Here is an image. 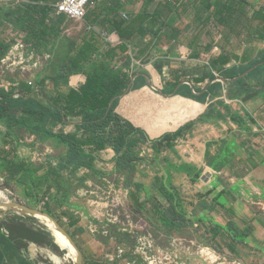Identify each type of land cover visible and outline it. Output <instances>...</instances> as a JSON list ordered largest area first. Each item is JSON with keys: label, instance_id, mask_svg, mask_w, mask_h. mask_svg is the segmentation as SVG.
<instances>
[{"label": "crops", "instance_id": "crops-1", "mask_svg": "<svg viewBox=\"0 0 264 264\" xmlns=\"http://www.w3.org/2000/svg\"><path fill=\"white\" fill-rule=\"evenodd\" d=\"M28 1L19 0L15 3ZM59 1L39 2L54 8L47 20V31L52 35L47 36V41L38 38L34 43L26 44L21 31L10 23H1V35L4 31L8 32L7 36L1 37L2 40L12 47L22 41L27 45V57L33 56L26 61V64L29 63L26 67L31 68L30 70L25 71L24 65L18 64L10 70L8 68L6 73H10L9 79L0 77L1 87L5 90L22 95L23 92L18 91L17 86L19 80H25L26 83L31 81L34 84L30 94L40 99L47 92L53 91L61 96H68L72 89H79L86 84V74H74L68 77V84L58 87L50 81L41 87L37 85L43 70L54 59V54L58 55L60 62L59 56L69 53L67 41H70L74 47L70 57H75L79 51L88 48L91 59H107L102 56L104 51L110 45L117 46L121 43L120 36L111 31L110 24L104 20L105 12L100 8L110 0H91L87 16L78 20L84 29L77 36L74 32H65L62 25L68 18L57 13L55 6ZM167 1L171 5V11L168 12L164 10ZM189 1L193 2L122 0L123 4L117 7L121 14L129 16L146 9L149 14L159 12L163 17L159 24L148 26L151 32L142 40L136 38L133 42L136 47L150 43L146 55L137 57L138 54L135 56L134 50H130L115 66V71H119L124 62L130 60L127 72L131 76V83L118 98L114 111L142 129L149 139L142 147V155L146 159L133 173L134 182L142 185L139 191L140 206L131 197L132 188H126L121 178L116 189L130 192V206L138 216L145 218L146 215L149 218L145 219L150 227H153V223L161 227V214L169 204L160 189L164 187L174 195L177 208L184 211L188 222L182 229L168 230L163 227L156 229V232L151 229L158 247L175 252L174 264L192 263L196 255L193 247L178 249L176 241L180 244L182 241L189 245L193 243L192 235L183 237L184 233L199 232L202 235L212 230L219 248H225L230 254L241 255L247 264H264V79H261L264 75L256 74L258 70L264 69V37L250 40L247 50L234 48L225 68L227 70H215L213 62L220 49L216 51L214 48L217 47L215 42L218 40L205 42L206 39H201L184 43L179 40L187 30L180 18V23L176 24L180 16L179 8L187 3L190 5ZM247 1L264 5V0ZM199 7L198 0L197 10ZM197 10L191 24H188L187 32L196 34V37L200 31L206 32L209 25L213 24L220 33L222 27L215 22L208 25H203L202 22L194 24ZM91 15L93 23L88 19ZM56 33L60 36L57 34L55 39L53 37ZM170 33H179L180 36L174 39L170 37ZM234 41L231 42L234 44ZM194 52L201 53L206 58L202 59L200 56L193 59ZM70 57L64 62L68 63ZM1 65L2 61L0 75ZM86 65L89 68L88 62ZM16 68L21 71L13 72ZM179 92L194 96L201 102L179 95ZM128 93L131 94L130 101L122 103V97ZM185 107L189 114L183 120L180 108ZM109 110L110 107L95 112L91 118L84 117L70 123L63 119L65 123L57 127L56 132L84 141L88 138L84 125L89 121L104 119ZM172 116L180 121L178 127H172L176 124ZM5 129L0 123V131L4 132ZM166 135L170 136V140L165 141L156 152L152 144ZM34 140L31 138L20 142L33 144ZM32 144L27 154L18 150L19 157L30 159L33 163L42 165V168L36 173L32 183L23 186L26 194L24 198L19 197L20 204L50 214L68 237L53 225L55 238L47 227V222H53L47 220V217L45 219L29 215L20 209H10V202L0 204V264H72L63 259L68 253H72L75 258L78 254L79 257L69 237L79 246L84 264H124L123 259L115 258L114 255L117 246L124 245L128 248L130 243L119 236L123 232L120 227L106 221L103 216L107 206V192L115 185L106 178L107 174H112L115 170L116 154L112 147L107 144L98 154V167L106 173L105 177L88 179L85 185L79 187L76 177L90 173L89 170L83 168L76 175L61 171L63 176H68L65 177V186H60L50 176L49 164L46 163L53 149L43 146L38 150L32 148ZM54 162L59 165L58 160ZM1 172L0 170V174ZM1 176L0 183L7 179L8 174L4 178ZM68 187L72 190L68 191ZM15 217L21 218L26 226L35 231L47 233L48 241L56 243L58 248L55 249L48 243L25 242L12 237L2 224ZM162 240L166 242L160 245Z\"/></svg>", "mask_w": 264, "mask_h": 264}, {"label": "trees", "instance_id": "trees-1", "mask_svg": "<svg viewBox=\"0 0 264 264\" xmlns=\"http://www.w3.org/2000/svg\"><path fill=\"white\" fill-rule=\"evenodd\" d=\"M125 1L129 2V0ZM39 2L40 0H29L23 3H15V1L2 3L0 5V25L2 22L12 24L24 34L23 40L26 44L34 43L38 38L47 41V36H52L47 31L49 28L47 20L54 8ZM199 2L200 7L196 11L193 22L194 24L202 22L203 25L215 22L222 27L219 40L215 42L220 51L213 63L215 70L226 71L225 68L231 59L230 35H236L239 32L236 25L244 24V29L246 28L245 31L251 41L264 37V5L252 4L247 0H199ZM107 3L105 2L100 7L105 12L104 20L110 24L111 31L116 32L121 39L119 45H110L104 51L102 56L107 59H91L88 48L79 51L75 57H70L74 47L70 41H67L69 53L66 52L59 56L60 62L57 59L58 55L54 54V59L43 70L37 81L39 87L47 81L53 82L55 87H58L68 84V77L83 73L88 76L85 85L79 89H72L68 96H61L53 91L47 92L40 99L30 94L31 86L25 80H19L17 90L23 92L22 96L27 99H16L15 94L2 88L0 84V123L6 128L4 132L0 131V170L2 171L0 175L4 178L5 174H8L7 179H3L7 187L11 188L12 184L15 187H22L32 183L36 173L42 168V165L33 163L30 159L19 157L18 144L21 140L34 138L32 148L41 150L43 146H48L53 149L46 163L49 164L50 176L55 178L60 186L66 184L65 176L61 174V171H69L70 175H76L83 168L89 170L90 173L80 178L76 177L75 180H78L79 187L85 185L88 179L97 180L105 177L106 173L98 167V154L108 144L114 150L116 159L114 172L107 174L106 178L113 183H119L121 178L126 188H132L131 197L140 206L139 191L142 185L134 182L133 173L137 166L146 159L142 155V147L149 142V139L142 129L137 128L114 111L118 98L125 93L131 83V76L127 72L130 60L127 59L128 62H124L123 68L119 71H115V66L122 60L120 58L127 55L130 50H134V55L138 54L137 57L146 55L150 43L136 47L133 42L136 38L142 40L150 33L148 26L159 24L163 15L159 12L154 15L149 14L145 9L138 14L128 15L126 19L117 10V7L123 4L122 0H110ZM13 5L14 8H12ZM164 10L171 11L169 1L164 4ZM88 19L93 23L92 15ZM1 34L2 32H0V63L12 47L11 44L2 40ZM57 34L60 36L56 33L53 38L56 39ZM88 47L90 48V43ZM36 49L39 50L37 46ZM69 57V62L65 63L64 60ZM86 62L89 63V68ZM259 73L264 75V69L256 72L258 75ZM5 78H10L9 72L6 73ZM239 83L241 84L242 81L240 80ZM179 95L196 100L194 96L184 92H179ZM196 105L198 107V104ZM109 107L110 110L104 119L89 121L84 125L88 137L84 141L56 132L57 127L65 123L63 119L66 123H70L84 117L91 118L95 112ZM180 109L183 120H185L189 111L186 107ZM172 117L176 123L172 127H178L180 121ZM169 140L170 136L166 135L162 140L153 143L152 148L157 152L164 142ZM54 160L59 161L57 167L53 163ZM68 182L70 184V180ZM70 190L72 188L68 187V191ZM160 191L164 193L169 204L161 214V227L153 223L151 229L153 232L163 227L168 230L182 229L189 219L186 218L183 210L177 208L173 194L164 187ZM145 218L149 219L146 215ZM21 220L15 217L8 219V222L2 225L12 237L25 242L48 243L55 249L58 248L56 243L48 241L47 233L35 231ZM119 236L131 245L133 244V238L128 233L120 232Z\"/></svg>", "mask_w": 264, "mask_h": 264}, {"label": "built area", "instance_id": "built-area-1", "mask_svg": "<svg viewBox=\"0 0 264 264\" xmlns=\"http://www.w3.org/2000/svg\"><path fill=\"white\" fill-rule=\"evenodd\" d=\"M9 1L19 0H0V5ZM90 3L91 0H60L55 7L59 15H65L70 20L78 21L87 16ZM123 17L127 19L128 15L124 13ZM214 50L218 51L219 49L218 47H215ZM27 53V45H25L22 41H18L9 51L7 56L2 60V72L0 76H5L8 68L10 70V68H13L18 64L25 65L26 61L31 60L33 56L30 55L27 57ZM28 84L31 87H34V84L31 81H29ZM152 88L158 91L155 86H152ZM15 98L27 99V97L22 95H15ZM54 165L58 166V163L54 162ZM64 176L66 177L68 175L65 174ZM107 197L108 200L106 201L107 206L103 215L104 218L112 224H118L121 231L130 234L135 240V245L129 246L128 248L124 245L117 246L116 253L114 255L115 258L123 259L124 264H137L139 256L143 259V261H146L147 264H173L172 252L170 250L154 251V247L156 246L154 244L153 236L147 231L149 223L144 217L133 215L135 210L129 204L130 192L124 191L120 188L116 189V186H112L107 192ZM118 205L127 210L122 212V219L114 211V207ZM48 219L53 223L50 224L47 222V227L56 238L55 229L60 231L61 229L55 221L47 217V220ZM53 225L55 226V229ZM70 258L74 261L72 263L78 264V254L76 258Z\"/></svg>", "mask_w": 264, "mask_h": 264}, {"label": "rangeland", "instance_id": "rangeland-1", "mask_svg": "<svg viewBox=\"0 0 264 264\" xmlns=\"http://www.w3.org/2000/svg\"><path fill=\"white\" fill-rule=\"evenodd\" d=\"M189 3H190V1H189ZM197 8H198V0H193V2L190 3V5L187 3V4H185V6L183 5V7L179 8L180 9L179 10L180 16H178L177 22L179 21V18H180L181 23L186 25V27H187V30L185 31V33H183L184 37L179 38V40L183 43L185 41L186 42H190V41H194V40L199 41L201 39H206V40H204L205 42L211 41V40H212L211 42L219 40V37H218L219 33L216 31V28H214L213 24L209 25V29H207L206 32L200 31L196 37H195L196 34L194 35V33L190 34L189 32H187L188 31V24L189 25L191 24V20L193 19L194 12H195V10H197ZM177 22H176V24L180 23V22H178V23ZM243 25L244 24L236 25V29H238L239 32L236 35H230V40L231 41L235 40L234 44L232 42L230 43V47H229L230 53H233V51H235L234 48L237 49V47L241 48V50H243V49L247 50L250 46L249 44H251L250 43V37L247 34V32L245 31L246 28L244 29L245 26H243ZM62 26H64V30L66 33L68 31H70V33L74 32V35H76V36L79 34H82L83 29H84L83 25H81V23L79 21L70 20V19H67V21L65 23H63ZM215 26H217V25H215ZM7 33L8 32L4 31L2 36H7ZM67 34H69V33H67ZM169 35H170V37H172L174 39H178V37L180 36L179 33H174V34L170 33ZM173 35H175L176 37H174ZM235 38H240L239 40L240 41L243 40V42L240 43L239 40H237ZM200 56L202 59L206 58L201 53L194 52L193 59L200 57ZM26 66H29V63H27L26 65L23 66L25 71H28L31 69V68H28ZM18 71H21L20 68H16L13 72L18 73ZM130 99H131L130 94L128 93L122 97V101H123L122 103H126V102L130 101ZM149 105H151V104H149ZM139 110L140 109H138V111ZM31 144H32L31 142H20L18 144V150L27 154L30 151ZM118 185H119V183H115V185H113V186L118 187ZM11 186L13 188V191H11L10 187H7L6 185H4L3 182L0 183V204H4V203L7 204L9 202L11 204H16V203L20 204L21 202L19 200V197H21V198L25 197L26 192L24 191L23 186L22 187L17 186V188L13 184ZM16 196H18V197H16ZM114 211L122 219L123 218L122 212L127 211V210L118 205V206L114 207ZM133 215L136 216V215H138V213L135 211V212H133ZM147 231L152 234L151 227L149 225H148ZM211 232L210 233L204 232L202 235L199 232H189V233L187 232L186 234L185 233L183 234V232H182L183 237H184V235H186L187 237H191V235H192V238L194 239L193 243H190L191 245L185 243V241H182L181 244L178 241H176V243L178 244L179 250L180 249L183 250V249H185V247L186 248L193 247L194 251L196 252V255L193 257L194 258L193 262L188 263V264H247L245 259L241 255L230 254V253L225 251V248H223V247H222L223 249L219 248V244H217V241L215 240L214 230H212ZM153 240H154V244L156 246V247H154L155 252L157 250H166L164 248L158 247L155 239H153ZM132 241H133L132 242L133 244L132 245L129 244V246L135 245V240L132 239ZM165 242H166L165 240H162L159 243H160V245H163V244H165ZM173 247H176V246H173ZM67 253H68V251H67ZM174 253L175 252H173V251L171 253L172 258H173V264L175 263V257H176ZM68 254H66L63 257L64 261L66 263L74 262L73 259H71L68 256ZM137 260H138L137 264H147V262L143 261V259L140 256L138 257Z\"/></svg>", "mask_w": 264, "mask_h": 264}, {"label": "water", "instance_id": "water-1", "mask_svg": "<svg viewBox=\"0 0 264 264\" xmlns=\"http://www.w3.org/2000/svg\"><path fill=\"white\" fill-rule=\"evenodd\" d=\"M8 208H14V209H20V210H22V211H24V212H26V213H28L29 215H34V216H41V217H48V218H50V219H52L53 221H55L56 222V224L59 226V228L61 229V226H60V224L50 215V214H48V213H44V212H40V211H38V210H34V209H31V208H28V207H26V206H24V205H21V204H18V203H16V204H8ZM66 236H67V234L65 233V231H63V230H61ZM68 237V236H67ZM69 239H70V241H71V243H72V245L77 249V251H78V253H79V257H78V264H84L83 263V256H82V253H81V251H80V248H79V246L69 237Z\"/></svg>", "mask_w": 264, "mask_h": 264}, {"label": "bare ground", "instance_id": "bare-ground-1", "mask_svg": "<svg viewBox=\"0 0 264 264\" xmlns=\"http://www.w3.org/2000/svg\"><path fill=\"white\" fill-rule=\"evenodd\" d=\"M46 219V218H45ZM60 239V238H59ZM72 254V253H71ZM69 254L70 257H74L73 255Z\"/></svg>", "mask_w": 264, "mask_h": 264}]
</instances>
